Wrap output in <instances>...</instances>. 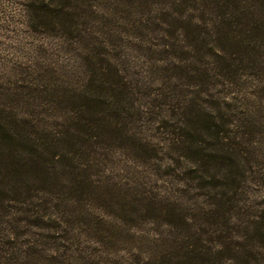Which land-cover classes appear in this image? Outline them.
Wrapping results in <instances>:
<instances>
[{
	"label": "trees",
	"instance_id": "1",
	"mask_svg": "<svg viewBox=\"0 0 264 264\" xmlns=\"http://www.w3.org/2000/svg\"><path fill=\"white\" fill-rule=\"evenodd\" d=\"M133 8L143 19L126 21ZM262 9L264 0H30L31 30L71 49L76 66L71 74L27 65L0 85V224L11 237L47 223L48 261L60 264L80 217L101 238L103 220L94 226L87 204L102 202L168 227L149 257L137 252L128 264H264V205L250 204L245 186L255 125L239 120L232 96L243 75L264 74ZM121 25L152 43L140 51L148 62L166 66L143 76L124 53ZM155 121L162 143L148 134ZM123 146L205 201L161 196L141 180L115 200L104 172Z\"/></svg>",
	"mask_w": 264,
	"mask_h": 264
},
{
	"label": "rangeland",
	"instance_id": "2",
	"mask_svg": "<svg viewBox=\"0 0 264 264\" xmlns=\"http://www.w3.org/2000/svg\"><path fill=\"white\" fill-rule=\"evenodd\" d=\"M29 1L0 0V85L14 82V76L11 73L27 65L41 70L54 68L59 73L69 71L72 74L75 72V54L71 49H65V45L57 38L49 39L31 30L26 11ZM137 6L136 4L135 7ZM138 7L141 8L140 3ZM133 9L135 10L131 12L130 10L125 11L124 17L128 18L126 21L143 19L141 15H136L137 9ZM263 11L264 9L259 13L264 14ZM117 28L121 31L125 29V26L121 25ZM132 34L130 31L124 32L123 30L121 44H124L123 50L127 58L136 64L134 67L142 71L143 76L147 74V70H150L151 64L157 67L166 66L167 62L161 60L148 62L140 51L153 46L152 43L140 37L138 33L135 36ZM153 41L156 40L153 39ZM68 45L71 48L75 47ZM153 48L160 49L159 46ZM235 91L237 92L232 93V96L239 99L240 108L237 114L239 120L253 121L255 125V133L250 135L248 140L252 152L245 156L250 158V161L245 163L247 165L245 186L250 204L260 209L264 205V74L253 71L243 75ZM245 110L250 111L249 116ZM156 124V121L148 124V134L157 133V137H160L157 141L162 143L165 135L156 131ZM117 150L113 158L114 162L108 165L107 171H102L112 177L114 184L116 183V191L113 192L115 200L126 189L133 188L132 192H134L135 184L133 183L141 180V183L146 185V191L151 190L161 196L179 197V200L190 201V203L200 204L205 201L206 198L201 190L188 191L184 190L181 184L166 182L164 179L167 175H165L164 167H153V164L147 163L146 159L127 146L117 148ZM163 161L166 162V158ZM187 167L188 164L183 165L184 169ZM129 197L131 198V194ZM102 205V202L87 204L88 212L93 215L94 226L99 223L97 221L103 220L100 227L105 226V230L103 234H100L101 238L95 233L94 228L90 227V218L80 217L77 224L73 222L70 228L69 241L73 243L72 251L66 254L60 251L59 254H63L60 264H116L118 260L121 264H128L134 253L140 252L143 258L149 257L150 253L160 245L161 238L167 235L168 227L162 222H155L144 217L136 219L130 216L123 217L120 214L121 210L119 208L116 210V206L104 208ZM82 214L86 216V213ZM10 223H12L11 220L8 224ZM5 224H0V264H32L33 261L35 264H51L48 259L54 257L55 248L51 246L54 244L50 238L53 232L46 225L47 223H41L40 227L27 228L32 234L20 235L15 237V240L6 230ZM24 225L26 224H20L19 232L24 230ZM116 235L119 240L117 244H114ZM34 237L40 245L36 247L41 251V254L35 257L36 260L28 254L30 252L28 241L33 240Z\"/></svg>",
	"mask_w": 264,
	"mask_h": 264
}]
</instances>
